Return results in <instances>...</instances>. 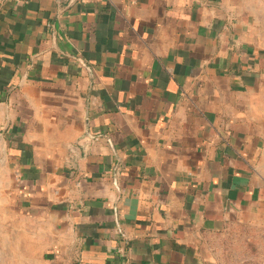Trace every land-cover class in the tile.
Wrapping results in <instances>:
<instances>
[{"label": "crops", "instance_id": "crops-1", "mask_svg": "<svg viewBox=\"0 0 264 264\" xmlns=\"http://www.w3.org/2000/svg\"><path fill=\"white\" fill-rule=\"evenodd\" d=\"M222 2L0 0V264H212L264 230V70Z\"/></svg>", "mask_w": 264, "mask_h": 264}, {"label": "rangeland", "instance_id": "rangeland-1", "mask_svg": "<svg viewBox=\"0 0 264 264\" xmlns=\"http://www.w3.org/2000/svg\"><path fill=\"white\" fill-rule=\"evenodd\" d=\"M219 9L222 11V18L219 16L217 23H223L225 54L246 56L256 71L264 70V0H223L222 9ZM247 85L254 84L248 81ZM250 89L254 95L258 94L264 98L263 74L260 86ZM262 97L259 100L249 97L248 101L263 102ZM214 98L211 93L207 102L214 101ZM235 100L236 98L229 101ZM240 100L247 102V98ZM2 244L3 240H0V250L3 248ZM201 245L209 249L208 255L205 256L206 263L264 264V230L242 226L225 228L222 235L205 238ZM8 260L9 258L5 257V261Z\"/></svg>", "mask_w": 264, "mask_h": 264}, {"label": "built area", "instance_id": "built-area-1", "mask_svg": "<svg viewBox=\"0 0 264 264\" xmlns=\"http://www.w3.org/2000/svg\"><path fill=\"white\" fill-rule=\"evenodd\" d=\"M5 1H9L16 5L26 7V6H29L33 0H5ZM54 2L59 5H64V4H67L69 0H54Z\"/></svg>", "mask_w": 264, "mask_h": 264}]
</instances>
